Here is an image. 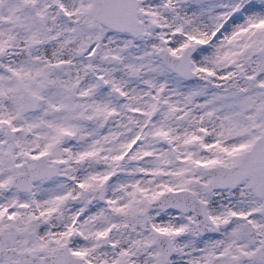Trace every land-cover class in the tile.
<instances>
[{
    "label": "snow or ice",
    "instance_id": "obj_1",
    "mask_svg": "<svg viewBox=\"0 0 264 264\" xmlns=\"http://www.w3.org/2000/svg\"><path fill=\"white\" fill-rule=\"evenodd\" d=\"M0 264H264V0H0Z\"/></svg>",
    "mask_w": 264,
    "mask_h": 264
}]
</instances>
